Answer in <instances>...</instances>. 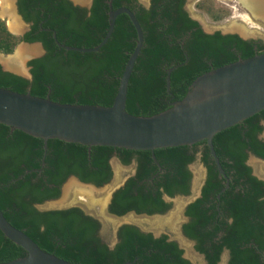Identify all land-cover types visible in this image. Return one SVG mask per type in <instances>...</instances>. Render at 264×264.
Here are the masks:
<instances>
[{"label": "trees", "instance_id": "obj_1", "mask_svg": "<svg viewBox=\"0 0 264 264\" xmlns=\"http://www.w3.org/2000/svg\"><path fill=\"white\" fill-rule=\"evenodd\" d=\"M110 2L113 10L133 11L144 32L128 88L127 112L134 116L160 114L184 99L200 76L264 53L262 41L221 31L206 33L186 10L187 0H151L148 8L139 0H93L90 10L70 0H19V13L32 28L19 37L0 19V52L11 55L27 42L41 43L46 54L29 62L31 80L4 71L0 63V88L62 104L112 106L137 44L129 16L117 18L111 38L98 52L68 51L54 39L56 33L61 44L81 49L100 45L110 27ZM174 66L179 67L171 75L170 94L166 78ZM263 122L264 110L214 137L229 187L206 141L152 152L54 139L48 141L45 154L43 139L0 124V209L43 251L72 264H192L168 235L155 237L125 225L111 248L100 236V222L80 207L38 206L59 199L71 176L98 187L108 184L113 178L110 161L117 156L125 165L136 159L138 175L114 193L111 213L167 212L171 204L163 194H190L193 175L188 167L202 148L208 178L202 197L187 208L191 221L183 228L185 235L195 241L206 264H220L225 250L230 254L227 264H264V181L247 165L250 153L264 160ZM142 180L147 183L141 185ZM26 256L0 231V264Z\"/></svg>", "mask_w": 264, "mask_h": 264}, {"label": "water", "instance_id": "obj_2", "mask_svg": "<svg viewBox=\"0 0 264 264\" xmlns=\"http://www.w3.org/2000/svg\"><path fill=\"white\" fill-rule=\"evenodd\" d=\"M17 1L14 0L15 11L24 24V29L20 32H10L23 37L29 25L18 11ZM70 1L75 6L87 10H90L93 4V0L84 3ZM256 1L250 0L249 5H255ZM109 5L110 27L100 45L91 49H81L61 44L56 33H54V39L59 47L68 51L98 52L111 38L117 18L122 14L129 16L136 29L137 44L125 66L113 105L102 107L62 104L49 98H37L30 94H20L0 88V124L43 139L45 154L48 149V141L54 139L88 147H113L152 152L156 149L193 146L206 141L219 173L227 180V175L215 151L213 140L218 133L238 125L264 110V53L200 76L193 82L184 99L173 102L170 109L160 114L151 117L134 116L127 112L128 88L136 61L144 46V32L133 11L127 7L113 10L111 2ZM257 8L255 6L256 11ZM258 14L264 20L262 17L264 14H261L260 8ZM20 45L37 46L39 50L37 54L25 58L26 71L18 68V65L8 64L9 57L14 55L5 57L0 53V63L4 71L31 80V68L28 64L33 59L43 57L46 50L41 43L21 42ZM178 67L174 66L167 72V91L170 94L171 75ZM261 139H264V135L261 136ZM153 158L157 161L155 155ZM69 179L97 189L108 186L98 187L86 184L75 176H71ZM226 187H229V183ZM0 231L27 252L26 257L7 264H72L43 251L24 231L11 224L1 209Z\"/></svg>", "mask_w": 264, "mask_h": 264}, {"label": "rangeland", "instance_id": "obj_3", "mask_svg": "<svg viewBox=\"0 0 264 264\" xmlns=\"http://www.w3.org/2000/svg\"><path fill=\"white\" fill-rule=\"evenodd\" d=\"M139 1L145 6H148L150 2V0ZM186 9L191 17L197 19L209 33L215 31H222L224 33L233 32L239 33L245 38L249 37L264 42V20L259 17L258 11H253L256 13V15H254L255 13H253L247 6H243L239 0H187ZM215 17H220V19L217 20ZM19 45L11 55H16L18 48L21 46ZM1 54L5 55L3 53ZM7 56L8 55H5V57ZM18 68L21 69L20 66H18ZM255 161L259 162L251 157L248 163L253 168L254 174L258 178L264 180V165L259 162L257 166L258 168L256 169V166L254 167L253 165ZM111 162L113 163L114 168V178L108 185V188L111 189L114 187L115 190L122 185L128 176L131 175L134 166L123 167L115 158H113ZM192 171L194 174L192 197H189V200L177 197L172 202L173 208L169 213L164 216L155 217L154 219H146L135 215H128L120 219L111 216L108 212L109 202L106 203V205L103 204L107 199L108 189L104 191V194L97 193L92 197H88V195L86 196L85 193L79 194L72 191L69 194L70 197L68 196L64 204H57V202L63 200L65 187L71 179L63 185L59 199L39 205L38 209L51 210L75 206L80 207L86 214L94 217L100 222V236L111 248L117 243L116 235L118 228L122 223L137 224L143 231L151 232L157 237L164 234L168 235L171 240L178 241L185 252V256L192 262V264H205L204 259L196 253L194 244L185 240L181 233V223L184 220L183 210L190 201L198 196L197 194H199V189L205 178V169L199 158L192 165ZM227 259V254H224L220 264H226Z\"/></svg>", "mask_w": 264, "mask_h": 264}, {"label": "flooded vegetation", "instance_id": "obj_4", "mask_svg": "<svg viewBox=\"0 0 264 264\" xmlns=\"http://www.w3.org/2000/svg\"><path fill=\"white\" fill-rule=\"evenodd\" d=\"M19 1V0H18ZM18 1H17V6H18ZM140 2V1H139ZM150 4H151V0H150V2H149V5L148 6H145V5H143L142 3H141V5H143L144 7H146V8H148V7H150ZM187 10V9H186ZM18 11H19V7H18ZM21 15V14H20ZM22 16V15H21ZM193 18V17H192ZM24 19V18H23ZM194 19V18H193ZM195 20H197V19H195ZM198 21V20H197ZM5 22H6V20H5ZM26 22V21H25ZM199 22V21H198ZM27 23V22H26ZM200 23V22H199ZM6 24H7V22H6ZM28 25H29V28H28V30L26 31V33H25V35L31 30V28H32V24L31 23H27ZM200 25L202 26V24L200 23ZM8 26V25H7ZM202 28H203V30L206 32V30L204 29V27L202 26ZM24 29V24H23V28H22V30ZM215 32H217V31H215ZM215 32H213V33H215ZM222 32V31H221ZM207 33V32H206ZM223 34H225V35H227V34H236V35H238V36H240L242 39H244V40H251L252 38H245L244 36H242L241 34H239V33H231V32H228V33H224V32H222ZM24 35V36H25ZM253 40H255V39H253ZM31 71V70H30ZM263 125H264V122H263ZM263 135V134H262ZM261 135V136H262ZM261 138V137H260ZM262 140H264V139H262ZM202 148H199V153L197 154V159L199 158L200 159V161H201V163H202V165L204 166V169H205V178H204V180H203V182H202V185H201V187H200V189H199V194H197L198 196L195 198V199H193L192 201H190L186 206H185V208H184V210H183V222L181 223V233H182V236H183V238L185 239V240H187V241H189V242H192L193 244H194V246L196 245V243H195V241H193V240H191L190 238H188L186 235H185V233H184V230H183V228H184V226L185 225H187L190 221H191V218L187 215V208H188V206L190 205V204H192L193 202H195L197 199H199V198H201L202 197V195H203V188H204V186H205V184H206V182H207V178H208V169H207V167L203 164V162H202V156H203V151L201 150ZM210 153V152H209ZM252 156H255V155H253V154H251L250 153V155H249V159L252 157ZM113 158H115V159H117V161L120 163V165L121 166H123V167H130V166H134L133 167V169H132V171H131V175L130 176H128L125 180H124V182L122 183V185L121 186H119V187H117L115 190H114V187L113 188H111V189H109L108 187L109 186H106V187H104V188H102V189H96V188H94V189H96V190H98V191H102V193L101 194H104V191L106 190V189H108V194H107V198H108V201H107V203L109 202V204H108V212H109V214L111 215V216H113V217H115V218H118V219H120V218H124V217H126V216H128V215H135V216H137V217H143V218H146V219H154L155 217H160V216H164V215H166L167 213H169L170 212V210L173 208V201L177 198V197H181V198H184V199H187V200H189V197L191 198L192 196V193H193V186H194V174H193V171H192V165L194 164V163H192V164H190L189 165V171L192 173V175H193V178H192V182H191V188H190V194L189 195H182V194H178V195H176V196H174V197H170V196H168L167 194H163V196H162V199L166 202V203H168V204H171V208L167 211V212H164V213H160V212H155V213H148V212H143V213H137V212H135V211H131V212H128L127 214H125V215H116V214H113V213H111V211H110V206H111V203H112V200H113V197H114V193L117 191V190H119L120 188H122L123 186H125L126 185V183L130 180V179H132V178H137V175H138V161L136 160V159H134L132 162H131V164H129V165H125V164H123L122 163V161L120 160V158H118L117 156H115V157H113ZM112 158V159H113ZM253 158H255L257 161H259L260 163H262L263 165H264V160H259V159H257L258 157H253ZM112 159H111V161H112ZM213 159V158H212ZM249 159H248V161H247V165L248 166H250L249 165ZM110 161V165H111V168H112V172H113V178H114V168H113V163ZM214 161V160H213ZM258 162V163H259ZM215 163V162H214ZM157 164L159 165V163L157 162ZM216 165V164H215ZM217 167V166H216ZM251 167V166H250ZM252 168V167H251ZM253 169V168H252ZM253 175H255L254 174V171H253ZM256 176V175H255ZM113 178H112V180H111V182L113 181ZM224 178V177H223ZM260 179V178H259ZM260 180H262V179H260ZM149 181V180H148ZM264 181V180H263ZM111 182H109L108 184H105V185H109ZM145 183H147V180H142V182H141V185L142 184H145ZM227 183H229V181L228 180H226V184ZM86 184H88V183H86ZM93 185H95V184H93ZM105 185H103V186H105ZM82 186V185H81ZM227 186V185H226ZM83 187H86V186H83ZM87 188H92V187H87ZM104 190V191H103ZM113 193V194H112ZM111 194H112V196H111ZM110 196H111V198H110ZM109 199H110V201H109ZM125 225H131V226H135V227H137V228H139L140 230H142L141 229V227L140 226H138L137 224H132V223H122L120 226H119V228H121L122 226H125ZM119 228H118V230H119ZM143 231V230H142ZM145 232V231H144ZM146 233H151V232H146ZM153 234V233H152ZM154 235V234H153ZM155 236V235H154ZM160 236H162V235H160ZM160 236H158V237H160ZM155 237H157V236H155ZM116 240H117V243H118V231H117V235H116ZM171 240V239H170ZM174 241H176V240H174ZM178 244H179V242L178 241H176ZM116 243V244H117ZM115 244V245H116ZM180 245V244H179ZM181 247V246H180ZM195 251H196V253L199 255V256H201L203 259H204V262H205V264H206V259H205V256L204 255H202V254H200L197 250H196V248H195ZM224 254H227V256H228V259H227V262H228V260H229V251H227V250H225L224 251ZM223 254V255H224ZM223 257V256H222ZM184 258L185 259H188L186 256H185V253H184ZM189 260V259H188ZM221 261H222V259H221ZM227 262H226V264H227ZM221 263V262H220Z\"/></svg>", "mask_w": 264, "mask_h": 264}, {"label": "bare ground", "instance_id": "obj_5", "mask_svg": "<svg viewBox=\"0 0 264 264\" xmlns=\"http://www.w3.org/2000/svg\"><path fill=\"white\" fill-rule=\"evenodd\" d=\"M77 2H87L88 0H75ZM241 2V4L243 6H247L250 10L256 11L255 6H257L258 10L260 8V12L261 14H264V0H257L255 5H249V1L250 0H239ZM0 18L6 20L8 28L10 31L12 32H20L22 31L23 28V23L21 22L20 18L17 16L16 11H15V6H14V0H0ZM253 7V8H252ZM257 10V11H258ZM255 13V12H253ZM256 15V13L254 14ZM259 15V14H258ZM264 18V16H262ZM38 47L37 46H21L18 48L17 53L15 56H11L9 57V63L8 64H13V65H18L22 68L23 71H26L25 67H24V60L27 57H30L32 55H35L38 53ZM254 167L256 166V169L258 168V162H254L253 163ZM80 183H78L76 180L71 179L70 182L66 185L65 190H64V198L63 200L57 202V204H64L66 202V199L68 198L69 194L72 191H75L76 193H85L86 196L88 195V197H92L94 195H96L97 193H102V191H97L96 189H94V187L92 188H84ZM86 187H90V186H86ZM104 191V190H103ZM70 197V196H69ZM94 198V197H93ZM105 200V199H104ZM108 201V198L106 199V201L103 203L106 205ZM102 204V202H101Z\"/></svg>", "mask_w": 264, "mask_h": 264}]
</instances>
